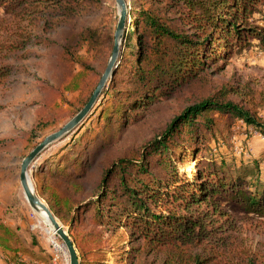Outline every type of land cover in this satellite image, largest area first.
<instances>
[{"label": "trees", "instance_id": "16d2710c", "mask_svg": "<svg viewBox=\"0 0 264 264\" xmlns=\"http://www.w3.org/2000/svg\"><path fill=\"white\" fill-rule=\"evenodd\" d=\"M134 2L138 4L132 10L136 37L129 31V51L122 53L97 103L108 95L113 99L99 113L94 112L96 103L90 113L94 112L91 118L97 117L96 122L80 128L71 141L73 149L80 142L85 155L71 154L57 169L46 170L50 161L39 164L32 175L35 191L68 228L80 264H255L253 258L243 257V251L231 255L220 251L226 246L225 238H217L225 232L216 224L217 214L264 219L261 162L237 163L225 154H212L217 116L264 130L254 110L232 99V95L242 96L234 86L220 87L175 116L141 146L122 149L113 160L108 159L96 185H91L92 164L86 167V162L98 145L104 153L118 148L180 87L214 67L215 73L224 69L253 40L264 50V28L251 20L264 0ZM101 6L102 0H0L7 15H18L23 9L31 17L57 19V26ZM113 31V26L106 25L82 29L71 34L63 49L67 72L58 92L74 116L88 103L102 77L90 58L93 53L103 56L106 50L113 51ZM46 42L50 40L16 32L0 43V57ZM13 72L12 66L0 62V84ZM67 95L74 96L73 100L68 101ZM51 127L37 120L24 158ZM203 152L210 157L196 165L193 177L179 174L178 161ZM85 224L92 229L86 230ZM111 240L113 244L107 247ZM20 243L19 236L0 220V248L5 256L13 253L12 259L19 261ZM110 254L116 263L108 262Z\"/></svg>", "mask_w": 264, "mask_h": 264}, {"label": "rangeland", "instance_id": "374dc122", "mask_svg": "<svg viewBox=\"0 0 264 264\" xmlns=\"http://www.w3.org/2000/svg\"><path fill=\"white\" fill-rule=\"evenodd\" d=\"M125 1L128 19L117 63L121 61L122 53L129 51L127 49L129 31L132 37H136L133 25L136 14L132 10L138 4L134 0ZM259 9L260 12L255 13L251 20L264 28V6ZM119 18L120 10L116 0H102L100 9L70 19L60 26H57L59 22L57 19L31 17L23 9L18 15H7L3 7H0V43H5V39L12 37L16 32L32 33L50 40L43 45L32 44L25 50L7 57L3 54L0 57L1 63L14 68L13 74L5 80L4 84H0V220L21 239L19 261L12 259L13 253L9 254L10 258L5 256L0 248V264H70L68 250L63 241L53 233L26 200L20 183L21 165L26 158L24 153L27 149L29 133L38 119L52 125L36 140L40 144L46 137L59 131L75 117L69 102H65L58 92L67 72L62 53L71 34L88 27L106 25L113 26L115 38ZM251 43L250 48L240 54L235 53L233 58L225 64L224 69L215 73L212 72L214 67L199 79L180 87L168 101L157 106L153 115L124 137L118 148L112 149L110 153L102 152L99 145L93 148L90 151L92 153L89 156L90 161L86 162V167L92 164L90 169L94 176L91 179L93 181L91 185H96L99 181L108 159L113 160L122 149L141 146L164 129L175 116L198 101L206 99L222 86H234L242 96L232 95V99L237 103L242 101L244 106L254 110L253 112L264 124V50L257 40ZM111 55L112 50H106L103 56L92 54L90 63L99 75L104 74ZM118 88L121 89V86ZM73 98L74 96L67 95L68 101ZM112 99L111 95L101 99L94 112L99 113L101 107H105ZM94 112L76 130L41 153L31 166V180L41 163L45 165L47 161H50L51 164L46 170L57 169L71 154L72 156L85 155L82 144L79 142L78 147L73 149L75 144L71 145V141L80 128L90 126L93 121L96 122L97 117L91 118ZM217 119L219 127L216 133L217 138L212 142V154H225L235 159L237 163L256 159L264 168V130L248 127L242 120L231 121L227 116H217ZM62 148L65 151L60 154ZM209 157L208 152H203L197 157L190 156L186 161H178L179 174L193 177L196 165ZM215 221L225 231L217 236V238H225L226 246L221 247L220 251L226 255H231L234 251L238 253L243 251V257L253 258L255 264H264V219L254 216L224 217L217 214ZM84 228L90 230L92 226L85 224ZM64 229L68 231L65 226ZM106 238L109 239L110 235L106 234ZM112 244L111 240L107 247ZM108 262L116 263L117 261L110 254Z\"/></svg>", "mask_w": 264, "mask_h": 264}, {"label": "water", "instance_id": "95a60500", "mask_svg": "<svg viewBox=\"0 0 264 264\" xmlns=\"http://www.w3.org/2000/svg\"><path fill=\"white\" fill-rule=\"evenodd\" d=\"M117 6L120 10V18L117 25L114 38V47L112 51L111 58L109 60L108 66L101 77V80L93 92L90 100L85 105V107L73 117L66 125H64L59 131L46 137L38 146H36L29 155L22 161L21 172H20V183L26 197L27 202L30 207L36 211H44L48 219L50 220L55 234L63 241L69 254L70 264H80L81 259L79 257L78 251L75 244L70 238L68 231L64 229L59 219L55 217L47 203L36 193L32 180L30 178V169L34 161L41 155V153L47 149L50 145L56 141L66 137L74 130H76L79 125L90 115L92 109L96 105L101 93L107 83V81L113 76L114 68L117 64L121 42L123 39L126 19H127V4L125 0H116ZM44 201L45 203H43Z\"/></svg>", "mask_w": 264, "mask_h": 264}, {"label": "bare ground", "instance_id": "6f19581e", "mask_svg": "<svg viewBox=\"0 0 264 264\" xmlns=\"http://www.w3.org/2000/svg\"><path fill=\"white\" fill-rule=\"evenodd\" d=\"M42 202L45 203L44 201H42ZM38 214L43 219V221L51 228L53 233L55 234V231L53 230V226H52L50 220L48 219L47 214L44 211H40V212H38Z\"/></svg>", "mask_w": 264, "mask_h": 264}]
</instances>
